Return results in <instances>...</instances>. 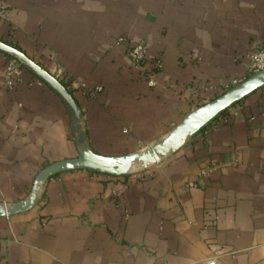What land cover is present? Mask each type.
I'll return each instance as SVG.
<instances>
[{
  "label": "crops",
  "instance_id": "obj_1",
  "mask_svg": "<svg viewBox=\"0 0 264 264\" xmlns=\"http://www.w3.org/2000/svg\"><path fill=\"white\" fill-rule=\"evenodd\" d=\"M3 1L0 40L71 89L84 137L26 67L5 86L0 51V264H264V87L139 170L37 181L81 149L145 153L247 78L264 0ZM138 43L163 63L153 86Z\"/></svg>",
  "mask_w": 264,
  "mask_h": 264
},
{
  "label": "water",
  "instance_id": "obj_2",
  "mask_svg": "<svg viewBox=\"0 0 264 264\" xmlns=\"http://www.w3.org/2000/svg\"><path fill=\"white\" fill-rule=\"evenodd\" d=\"M0 51L18 60L24 67L32 71L39 79L48 84L64 99L68 105L74 123L79 127V133L84 137V133L80 132L82 112L77 101L63 83L38 65L25 53L2 40H0ZM263 87L264 70L251 75L240 85L228 90L217 99L196 109L167 139L150 145L148 151L144 153L145 158L150 159V163L159 161L163 154L177 148L182 143V136L186 138L188 135L201 130L219 114ZM182 128H184V130H182ZM140 154L141 153H133L122 157H109L97 154L89 148L81 149L78 158L54 163L43 169L37 176V181L48 180L60 172L75 169H93L114 176H122L129 173L133 162L141 156ZM18 210L19 207L17 206L14 209L7 210L6 213L10 215Z\"/></svg>",
  "mask_w": 264,
  "mask_h": 264
},
{
  "label": "built area",
  "instance_id": "obj_3",
  "mask_svg": "<svg viewBox=\"0 0 264 264\" xmlns=\"http://www.w3.org/2000/svg\"><path fill=\"white\" fill-rule=\"evenodd\" d=\"M6 12V6L3 0H0V17H4ZM119 40L121 42L126 41L125 37H120ZM128 59L131 63V66L136 68H143L147 62H151L153 65L152 76L148 78V84L153 86L155 84L154 73L156 70H160L163 67V63L159 59H153L149 56L146 48L143 44H129V48L127 51ZM24 66L15 58L9 57L5 66V86L9 89L14 88L22 79V72ZM264 70V43L257 49V51L251 56V61L249 65V73L248 77L253 74H256L260 71ZM245 78V79H247ZM245 79H233L231 83L232 89L238 85H240ZM82 88L87 93L86 84H82ZM101 87H98L97 90H101Z\"/></svg>",
  "mask_w": 264,
  "mask_h": 264
},
{
  "label": "bare ground",
  "instance_id": "obj_4",
  "mask_svg": "<svg viewBox=\"0 0 264 264\" xmlns=\"http://www.w3.org/2000/svg\"><path fill=\"white\" fill-rule=\"evenodd\" d=\"M186 128V127H184ZM184 128H182V130H184ZM185 139V136H182L181 141H183ZM141 156H139L132 164L131 170H139L147 165L150 164V159L145 158V154L143 152H141L140 154Z\"/></svg>",
  "mask_w": 264,
  "mask_h": 264
},
{
  "label": "trees",
  "instance_id": "obj_5",
  "mask_svg": "<svg viewBox=\"0 0 264 264\" xmlns=\"http://www.w3.org/2000/svg\"><path fill=\"white\" fill-rule=\"evenodd\" d=\"M10 57V56H9ZM66 86H67V83H64ZM68 89H69V87H68ZM69 91L71 92V89H69ZM226 111H224V112H222V113H225Z\"/></svg>",
  "mask_w": 264,
  "mask_h": 264
}]
</instances>
